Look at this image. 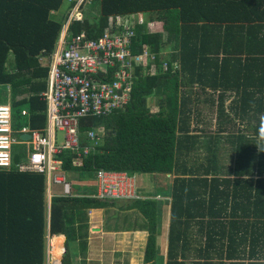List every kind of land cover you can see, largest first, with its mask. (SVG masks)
Returning <instances> with one entry per match:
<instances>
[{
	"label": "trees",
	"instance_id": "16d2710c",
	"mask_svg": "<svg viewBox=\"0 0 264 264\" xmlns=\"http://www.w3.org/2000/svg\"><path fill=\"white\" fill-rule=\"evenodd\" d=\"M91 1L99 3V15L71 22L70 35L84 33L87 39H97L110 17L139 14L146 25L135 28L133 54L146 46L159 58L170 45L172 53L165 74H138L124 112L83 121L82 131L104 130L102 143L82 158L80 167L72 166L66 152L58 156L63 170L129 176L174 173L166 264H184L179 255L190 249L194 232L204 238L196 250L205 257L194 264H212L213 254L220 262L247 259L248 264H264V0ZM72 5L64 0H0V87L10 89L13 116L25 124L30 119L33 129L45 124L46 102L41 94L48 89L49 69L40 60H50ZM58 11H62L60 16L52 14ZM184 88L198 97L210 92L207 101L219 107L220 133H229L237 119L246 127L251 125V139L236 134L230 143L234 162L225 174L232 178L218 177L223 172L218 168L213 136L207 141L211 155L205 163L187 169L181 160L182 154L196 147L185 143L191 139L188 121L193 117L187 105L202 102L185 96ZM228 91L239 97L234 115L222 110ZM217 92L219 99L211 98ZM149 96L159 98L154 113L146 101ZM23 109L28 112L24 121L20 119ZM107 202L55 195L48 210L42 175L0 171V264H44L46 222L52 235L63 234L66 222L82 218V209L104 208ZM164 204L145 199L131 205L146 220L143 264L163 262L156 236ZM61 242V238L53 240L54 250L60 253ZM62 264H70L67 253Z\"/></svg>",
	"mask_w": 264,
	"mask_h": 264
},
{
	"label": "built area",
	"instance_id": "2783aa9c",
	"mask_svg": "<svg viewBox=\"0 0 264 264\" xmlns=\"http://www.w3.org/2000/svg\"><path fill=\"white\" fill-rule=\"evenodd\" d=\"M86 1L90 0H64L73 5L63 33L50 60H40L49 69L48 90L41 94L46 102V128L34 130L29 124L19 125L10 100L0 101V170L46 175L49 185L61 186L65 196L71 194V185L60 174L62 162L58 156L64 152L75 155L74 164L79 165L82 156L102 143L104 130L82 131L83 121L124 112L132 100L138 74L155 77L168 72V62L162 56L157 58L148 47L133 54L135 28L146 25L142 15L110 17L108 27L97 39H87L84 33L70 35L69 24L82 21L81 6ZM27 117V110H21L20 119ZM23 135L29 139H22ZM84 139L91 143L89 148L83 147ZM21 146L25 147L23 153L18 152ZM20 156L24 158L14 163ZM95 178L101 201L140 199L134 179L126 173L98 170ZM50 260L57 263L51 255Z\"/></svg>",
	"mask_w": 264,
	"mask_h": 264
},
{
	"label": "crops",
	"instance_id": "0c3cea01",
	"mask_svg": "<svg viewBox=\"0 0 264 264\" xmlns=\"http://www.w3.org/2000/svg\"><path fill=\"white\" fill-rule=\"evenodd\" d=\"M64 11V8H63ZM62 11L53 12L54 16H60ZM8 87V86H6ZM181 89V88H180ZM48 90V89H47ZM189 88H184L182 92H184L185 96H188L191 100L196 98H200L202 101L198 106H195L194 103L189 102L187 105L189 109L192 110L193 117L189 122L190 125V136L191 139L185 140L187 145H195L201 146L204 145V140H210L213 138V144L216 147L224 148L226 146L225 142V134L220 133L218 130L219 124L215 119V130L216 133L213 134L212 138L206 137V132L204 128V124L202 120L205 118L206 114H210L215 112V116H217L218 106H210V102L207 101L209 99L210 92L207 94L203 93L200 97L197 96L195 91L192 93L189 92ZM195 90V89H194ZM219 92L214 94L213 99H219ZM10 98V90L9 93L1 94L0 93V101ZM238 96L235 92L228 91L225 93L223 98V106L222 110L224 114L234 115L236 110H233L236 106L235 101L238 100ZM208 104H207V103ZM216 105V103H215ZM155 108V107H154ZM188 109V110H189ZM187 111V109H186ZM252 110L250 109L248 114H251ZM45 114V124L43 127L34 130H43L47 126V116L46 111ZM197 114V115H196ZM197 116H199L197 118ZM27 124L30 125L31 120H26ZM19 125H25V123L18 121ZM195 123L196 126L194 129L191 128ZM234 128H236L237 135L244 134V136L251 139V125L246 127V123L241 120L234 121ZM232 125V124H231ZM231 125L229 128L231 129ZM236 126V127H235ZM199 128V129H198ZM33 129V128H32ZM229 129V130H230ZM233 129V128H232ZM246 134V135H245ZM233 141L228 140L229 144ZM91 143L86 142L83 144V147H90ZM231 146V144H230ZM25 151V147H18V152L23 153ZM67 153V152H66ZM90 153V152H89ZM64 154V153H63ZM72 157V166L80 167L82 164L79 162V165L74 164L76 156L67 153ZM84 156H82L83 158ZM24 157L20 156V158H15L14 163H19V159H23ZM61 162L63 163L62 159ZM219 162V159H218ZM185 166L187 169L192 167L187 166V162H185ZM218 168L223 172V175H218L220 178H226L227 174H225L226 169L225 165H218ZM223 168V169H222ZM4 172H10L16 170H0ZM20 173V172H18ZM96 173V172H95ZM95 173L93 174L95 178ZM34 174V173H29ZM64 176L65 180L71 185V194L69 196H65L63 194L62 187L59 185H53L48 182V178L46 175H42L45 178V186H46V194H47V206L48 210L50 209L51 198L53 196H64V197H74V198H94L97 199L98 194V182L95 178V185L91 187L89 183V175L90 173L86 172H66L63 170L61 166V173ZM124 174V173H123ZM41 175V174H38ZM226 175V176H225ZM129 176V175H128ZM136 184V195L140 199L145 200L150 199L156 202H165L162 205V223H160L157 227V236H156V247L158 250L159 259L162 257V264H166L167 258V234L169 227V205H170V188L173 183V179L175 178V174H154L152 176H131ZM232 178V176H228L227 178ZM166 178V181L164 179ZM170 180V181H169ZM58 189V191L55 190ZM162 190L161 193H158L157 190ZM101 201V200H100ZM136 200H122V201H111L106 203V207L100 209H82L80 219L77 217L72 222H66L63 228V234L52 235L50 233V222H46L45 234H44V264H53L50 260V255L53 259L57 261L55 264H62V260L64 258L65 253L68 254L70 259V264H143L145 248L148 239V232L145 230V222L143 215L137 210L133 209L131 205ZM104 202V201H102ZM49 221V216H48ZM165 224L164 228L162 225ZM166 232V234H164ZM54 238H61V248L62 252L59 250H54L53 240ZM195 238V237H193ZM200 239H203L200 237ZM200 239L198 240V246L193 247L192 242L190 240V249L185 250L183 254L180 253L179 260H183L184 264H194L197 260H201L205 257H202L197 253L196 248L202 246L203 242L200 243ZM197 239H193V243ZM197 243V242H196ZM164 257V258H163ZM244 257V256H243ZM212 264H224L228 262L229 264H237L238 260L233 261H225L219 259L220 257L213 254ZM225 259V256L223 257ZM249 263V261H248ZM247 263V264H248Z\"/></svg>",
	"mask_w": 264,
	"mask_h": 264
},
{
	"label": "rangeland",
	"instance_id": "374dc122",
	"mask_svg": "<svg viewBox=\"0 0 264 264\" xmlns=\"http://www.w3.org/2000/svg\"><path fill=\"white\" fill-rule=\"evenodd\" d=\"M63 8L65 9L66 8V5H64ZM98 15H99V3L98 2H92L91 0L90 1H86L85 5L83 6L82 18L84 16L85 19H90V18L96 17ZM146 17H147V15H146ZM165 39H166V34H163V40H165ZM171 46L172 45L166 47L162 51L161 56L163 57V60L165 62L166 61L168 62V60L170 59V55L172 53V47ZM7 91H8V89H7L6 86L5 87L4 86L3 87H0V93L1 94H6ZM146 101H147L148 107L151 108V111L153 113L156 112L157 111L158 102H159V98L153 97V96H149L146 99ZM203 117H205L202 120V122L204 124L205 132H206V137L207 138L212 137L213 134L216 133V130H215V128H216V126H215V119H216L215 112L212 111V113L206 114ZM196 126H198V125H195V123H194L193 126H191V128L194 129ZM236 133H238V132H236V128H233V129L231 128L230 131H229V133L227 131V134H225L226 146L224 148L214 147V148H216V151H215L216 152V156L219 159L218 165L219 166L225 165L226 171H228V170H230L232 168L233 162H234V155L232 153V149H231V146H230L228 140H231L233 138V136H236ZM59 140L61 141V135H59ZM207 141L208 140L205 139L203 141L204 142V145H201L199 147L196 146L195 149L191 153L186 154V155H183L182 154L181 155V160L184 159V162H187L188 163L187 166H190V167H192V166H198L201 163H205L206 157L208 156V154L211 155L208 152L209 145H207ZM184 156H186V157H184ZM93 174H94L93 172H91L90 174H88L89 175V183L91 184L90 185L91 187H93L95 185V178H94ZM220 174L223 175V173H221V172H220ZM227 177L228 176H226V178ZM164 181H166V178L164 179ZM55 190L58 191L57 188H55ZM161 209H162V206H161ZM160 211H162V210H160ZM164 226H165V224L162 225L163 228H164ZM196 230L197 229H195V231ZM164 234H166V232H164ZM193 237H195V239H200V236H198L196 232H194ZM202 242H203V239H200V243H202ZM192 244H193V247H197L198 246L197 243H195V244L192 243ZM237 262H238L237 264H247L248 263V260L247 259L238 260ZM258 262H261V260L258 261ZM224 264H229V263L228 262H225Z\"/></svg>",
	"mask_w": 264,
	"mask_h": 264
},
{
	"label": "water",
	"instance_id": "95a60500",
	"mask_svg": "<svg viewBox=\"0 0 264 264\" xmlns=\"http://www.w3.org/2000/svg\"><path fill=\"white\" fill-rule=\"evenodd\" d=\"M22 139L27 140V139H29V136L28 135H23Z\"/></svg>",
	"mask_w": 264,
	"mask_h": 264
}]
</instances>
